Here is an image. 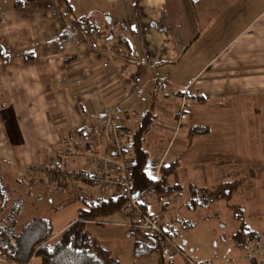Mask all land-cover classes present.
Returning <instances> with one entry per match:
<instances>
[{
	"label": "crops",
	"instance_id": "0c3cea01",
	"mask_svg": "<svg viewBox=\"0 0 264 264\" xmlns=\"http://www.w3.org/2000/svg\"><path fill=\"white\" fill-rule=\"evenodd\" d=\"M1 1L7 4L0 5V47L8 61L0 65V180L9 204L0 218L9 216L18 202L15 232L23 228L17 221L23 206L32 208L44 196L67 192L72 196L67 204L76 206L73 220L56 236L76 220L85 201L119 195L49 173L55 163L94 170L89 153L102 152L103 137L93 130L108 113L132 135L140 115L154 103L156 120L143 146L145 171L158 178L161 166L179 160L180 169L196 141L212 134L210 128L208 135L188 144L190 127H210L195 120L204 111L199 103L239 101L264 91V0H133L131 22L113 11L121 0H44L19 7L13 6L18 0ZM81 17L90 19L83 24ZM233 22L240 28L228 50L216 54L200 48L203 41L220 42L218 33ZM93 25L98 29L89 32ZM26 54L33 59H24ZM178 175L175 185H181ZM9 183L20 185L17 198L10 196ZM177 202L160 206L151 196L152 214L175 236L183 222ZM69 205L42 207L54 212L48 218L53 231L52 217ZM100 219L88 221L87 231L122 262L124 253L133 254L135 242L147 243L133 220ZM166 255L183 262L175 253Z\"/></svg>",
	"mask_w": 264,
	"mask_h": 264
},
{
	"label": "rangeland",
	"instance_id": "374dc122",
	"mask_svg": "<svg viewBox=\"0 0 264 264\" xmlns=\"http://www.w3.org/2000/svg\"><path fill=\"white\" fill-rule=\"evenodd\" d=\"M134 1L121 0L117 6L113 7L114 13L117 14L116 12L119 11L120 16L125 21L131 22L133 19ZM6 4L0 0V5L4 6ZM239 28V24L229 23V26H226L221 33H218L222 38L220 42L212 43L207 39L208 41L201 42L199 46L200 48L205 46L206 51L209 50L211 53L215 51L216 54L221 50H228L232 44L231 40L237 35ZM214 37L213 35L211 36L212 41ZM199 105L204 111H202V116L196 117L197 119L195 120L199 122H202L200 120L206 121L205 123L209 124L212 129V134L201 139L200 142L197 140L192 151L183 158L180 169L178 168L175 171V173H179L177 178L183 186L179 196L176 192L165 194L170 199H174V203L177 198V204L180 213H182V219L179 217L178 220L181 219L185 224L190 225L188 227H183L180 224L176 226L178 232L175 236L174 244L180 247L184 253L175 255L181 257L180 260L183 261L181 264L185 262L186 264H252L250 261L252 257L256 260V264H264V91L262 93L259 92L256 96L253 94L252 96L249 95L246 99L240 98L239 101L228 99V101L223 100L220 103L213 104L208 102L204 105L199 103ZM185 107V105L181 106V110L185 109ZM212 110H215V112ZM101 122L95 127L100 128V131L104 129L105 118H102ZM177 133L178 131L175 130L174 134L176 137L178 136ZM99 135L101 138L103 137L101 140L102 152L97 154H102L104 153V148H106L105 146H109V140L105 134L102 135L100 132ZM170 149L173 151V148L170 147ZM174 152L168 154V160H172L170 158H172ZM162 159H165V155ZM175 173L170 178L172 184L174 182L173 179L176 177ZM227 180L243 181V186L235 193L231 203L243 207L246 222L259 233L260 241L257 246L250 243L244 248H239L235 245L232 235L238 228V222L234 220L226 202H215L196 211L185 210L189 198V183H194L198 187L213 189L221 182ZM19 186L12 183L8 184V190L12 198H17L14 193L19 192ZM96 187L102 191H114L106 186L96 185ZM21 192H25L23 187ZM78 195L85 196L80 192H77L76 196ZM86 196L87 199H91V196ZM157 196L153 197L157 198ZM71 197L67 192L62 195L57 194L55 197L54 195L50 197L44 196L40 202L35 200L37 204L32 208L27 204L30 200H26L25 204H27L26 207L28 209L25 208V205L23 206V212L17 218V221L24 227L26 222L35 216L48 219L50 218L49 213L52 212L54 214V212L51 209V211L43 210L42 207L44 205L48 204L49 207L60 206V208H63L69 205L65 199ZM156 201L157 203L160 202V206L168 207L170 205L161 203V200L156 199ZM17 204L18 202L14 203L12 208L18 209L19 204L18 206ZM24 208L27 213L24 212ZM75 214L76 206L74 204H70L68 208L57 212L52 217L54 222L53 233L58 232L70 220H73ZM166 215H164L165 218ZM118 219L128 222L133 220L132 224L135 228L140 229L135 223L131 212L127 213V215L116 213L100 220L116 222ZM140 230L144 235L143 230ZM122 257L123 264H159L157 252H151L147 256L140 258L129 252L124 253ZM166 257L170 258L167 255ZM0 263L9 264L2 258H0ZM29 264H40V260L39 258H34Z\"/></svg>",
	"mask_w": 264,
	"mask_h": 264
},
{
	"label": "trees",
	"instance_id": "16d2710c",
	"mask_svg": "<svg viewBox=\"0 0 264 264\" xmlns=\"http://www.w3.org/2000/svg\"><path fill=\"white\" fill-rule=\"evenodd\" d=\"M41 1L44 0H18L13 6L19 7L26 2ZM89 19V17H81L78 22L86 24ZM88 28L89 32H94L98 29L97 25L89 26ZM24 59L31 60L33 55L26 54ZM7 61L8 56L0 47V65ZM153 107L154 103L145 113L140 115L138 126L131 135L133 164L128 179L129 194L125 192L117 197H102L97 200L85 201L84 207L78 210L76 220L71 222L56 236H53L51 221L40 216L33 218L20 231L15 232L14 217L17 211L14 210H17V208L12 209V213L15 212L14 214L11 213L5 218H0V258L5 259L9 264H29L34 258H39L40 264H123L119 257L112 255L102 242L89 234L86 229V223L117 212L129 213L126 211L125 206L130 194H135L142 190H148L153 195L176 192L179 196L182 186L172 184L170 181V178L180 166L179 160L161 166L158 178L149 177L145 171L148 153L143 143L151 124L156 120ZM210 132L211 129L208 126L190 127L187 139L188 144L190 145L195 137L205 136ZM90 186H96V184L90 183ZM242 186V180L223 181L213 189L198 187L194 183H189V198L186 203L188 210L196 211L215 202H226L234 220L238 222V228L232 235V240L239 248H244L250 243L257 246L260 241L259 233L246 222L243 207L231 203L235 193ZM8 204L9 197L6 187L0 180V214L5 212ZM180 224L183 227L190 226L184 222ZM162 229L164 234L173 240L175 234L168 229L166 224H162ZM151 252H157L159 264H181L174 257L167 258L161 246L157 247L155 244L143 242H135L133 245V254L136 257H144ZM253 258H250V261L252 264H256V260Z\"/></svg>",
	"mask_w": 264,
	"mask_h": 264
},
{
	"label": "built area",
	"instance_id": "2783aa9c",
	"mask_svg": "<svg viewBox=\"0 0 264 264\" xmlns=\"http://www.w3.org/2000/svg\"><path fill=\"white\" fill-rule=\"evenodd\" d=\"M184 110L182 109L181 111ZM103 118H105L103 132L109 140V149L102 154L89 153V156L93 159L94 170H77L76 168L55 163L51 165L49 173H56L61 177L84 186L95 183L96 185L106 186L116 190L118 194L125 192L129 194L128 179L133 164L132 157L129 154L131 151L132 136L124 130V124H121L112 117V113H108ZM93 132L98 136L101 131L100 128H95ZM64 142L66 145L72 146V142L69 139H65ZM151 196L152 194L148 190L130 194V198L125 206L126 211L132 213L135 223L143 230L145 242L155 244L157 247L161 246L167 254L169 252L179 255L182 254L173 240L164 234L162 229L164 222L157 220L154 214H152L150 210L152 206ZM156 199L161 200V203L167 205L173 201V199H170L165 194L157 196Z\"/></svg>",
	"mask_w": 264,
	"mask_h": 264
}]
</instances>
